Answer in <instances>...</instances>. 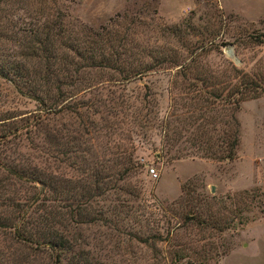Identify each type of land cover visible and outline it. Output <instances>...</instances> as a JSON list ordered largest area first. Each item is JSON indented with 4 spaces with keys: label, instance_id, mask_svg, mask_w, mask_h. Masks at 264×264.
I'll return each mask as SVG.
<instances>
[{
    "label": "rangeland",
    "instance_id": "obj_1",
    "mask_svg": "<svg viewBox=\"0 0 264 264\" xmlns=\"http://www.w3.org/2000/svg\"><path fill=\"white\" fill-rule=\"evenodd\" d=\"M258 39L264 0H0V67L8 70L0 77V218L16 223L26 212L33 227L64 228L78 246L62 264L79 255L103 264H264V94L239 105L233 160H172L161 127L189 103L194 74L180 77L185 63H232L264 92ZM100 48L127 51L122 65L151 71L124 80L90 66L84 57ZM144 118L149 127L138 126ZM94 122L114 127L96 134ZM119 154L133 170L117 166ZM99 156L111 159L104 175L112 178L87 201ZM185 201L213 220L212 230L196 218L173 229ZM135 235L161 241L144 245ZM179 243L187 250L175 261ZM0 264L53 261L0 229Z\"/></svg>",
    "mask_w": 264,
    "mask_h": 264
},
{
    "label": "trees",
    "instance_id": "obj_2",
    "mask_svg": "<svg viewBox=\"0 0 264 264\" xmlns=\"http://www.w3.org/2000/svg\"><path fill=\"white\" fill-rule=\"evenodd\" d=\"M153 12L156 13L155 9ZM97 35L100 37L104 36L103 33H97ZM263 40L260 41V39H258V42L262 43ZM86 52L84 51V53ZM89 52H92V54H88L84 59L89 62L90 66L94 64L95 67L102 66L112 69L118 72L124 80L142 75L149 70L151 71L150 65L134 66L133 63H129L126 60V64L122 65L120 61L124 59V55L127 54V51H118L105 55L103 54L104 50L100 48L98 50L90 49L88 53ZM80 54L83 55V53H79L78 55ZM98 56L101 60L96 59ZM50 57L52 59V56ZM50 57L44 56L47 60H49ZM5 68L6 67L3 66L0 67V77L4 79H6L8 72ZM48 69L47 67V73L49 71ZM180 72V77L183 79H186L187 73H193L194 83L185 85L187 93L189 94V103L182 104V110L184 111L181 114L173 111L169 119L165 122V125L161 126L165 131V136L169 138L168 143L170 144V148L175 151L174 155H171V159L179 160L197 155L216 161L235 159L240 135V126L235 114L241 102L256 99L264 94L261 83L258 79L247 76L232 63L212 68L208 67L206 64L204 66L200 63H185L181 65ZM174 86H177V83L174 82ZM37 98L36 101H39L43 105L45 104V100L39 97ZM99 113L100 111L97 110L95 115ZM147 122L148 119L144 118L138 121V126L149 127V124L146 125ZM113 123L116 124V121ZM113 123L99 128L97 123L94 122L93 133L97 132L96 134H98L104 129L105 133L103 135H105L113 130ZM85 133L89 134L88 131H85ZM76 148L77 147H75L72 152H77ZM104 151L102 153H104ZM64 153L65 151L63 154ZM101 157L102 156H99L96 169L97 182H95L92 189L83 190L85 193L82 196L86 198L87 201H90L93 194L103 187L106 179L110 180L112 178L111 175H104L105 172H108L109 169L112 168L109 167L111 159L109 157ZM115 160L117 161V166H130L128 169L121 166L125 173L128 170L134 169L132 158L129 156L119 154ZM110 174H112V171ZM35 178L37 180L36 182L42 183L40 178ZM80 205L84 206L85 204L80 203ZM201 213L202 209H200L199 206L194 205L190 201L188 203L185 201L183 206L179 208L178 213V220L181 224L179 227H174L173 229L178 230L180 228L181 230L185 227L184 224L186 222H190L191 220L194 221L196 218L198 219L197 223L201 229L212 230L211 228L214 226L213 220L210 219L211 222L209 219H206V215L202 218ZM43 220L46 219L43 218ZM86 222L87 221L84 223ZM59 228H61V230L48 223L33 227L26 212L22 214V221L19 220L16 223H9L8 218H0V229L7 230L9 232V238L14 241L15 244L31 249L34 254L46 255L53 261V264H62L63 261L67 259V255L71 254L74 248L78 246L77 243L74 241L71 242L66 238L64 228L62 229L60 226ZM134 238L144 245H147L151 239L160 240V236L155 237L153 235L149 239H141V237L137 235H135ZM178 246L179 247H177L173 255L175 261L183 258L184 252L187 250L183 243H179ZM74 264L103 263H98L88 257L79 255L77 262Z\"/></svg>",
    "mask_w": 264,
    "mask_h": 264
},
{
    "label": "built area",
    "instance_id": "obj_3",
    "mask_svg": "<svg viewBox=\"0 0 264 264\" xmlns=\"http://www.w3.org/2000/svg\"><path fill=\"white\" fill-rule=\"evenodd\" d=\"M149 175L154 179L157 178V176H158V174L156 173V170L154 168L149 169Z\"/></svg>",
    "mask_w": 264,
    "mask_h": 264
}]
</instances>
